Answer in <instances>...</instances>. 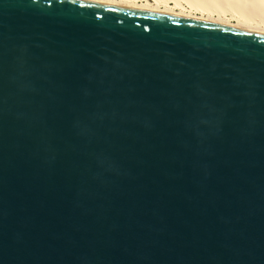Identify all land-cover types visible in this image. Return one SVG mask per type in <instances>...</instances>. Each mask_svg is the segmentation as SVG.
<instances>
[{"label":"water","instance_id":"obj_1","mask_svg":"<svg viewBox=\"0 0 264 264\" xmlns=\"http://www.w3.org/2000/svg\"><path fill=\"white\" fill-rule=\"evenodd\" d=\"M0 264H264V34L0 0Z\"/></svg>","mask_w":264,"mask_h":264},{"label":"bare ground","instance_id":"obj_2","mask_svg":"<svg viewBox=\"0 0 264 264\" xmlns=\"http://www.w3.org/2000/svg\"><path fill=\"white\" fill-rule=\"evenodd\" d=\"M164 11L234 29L264 34V0H86Z\"/></svg>","mask_w":264,"mask_h":264}]
</instances>
